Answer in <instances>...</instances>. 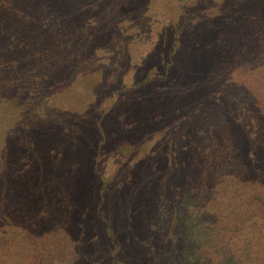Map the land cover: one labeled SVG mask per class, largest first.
<instances>
[{"label": "rangeland", "instance_id": "1", "mask_svg": "<svg viewBox=\"0 0 264 264\" xmlns=\"http://www.w3.org/2000/svg\"><path fill=\"white\" fill-rule=\"evenodd\" d=\"M82 4L93 13L89 12L80 26L71 24L67 13L74 9L56 6L51 0H0V26L25 31L27 36L33 33L37 41L59 46L58 50L53 48L50 59L53 66V61H58L55 72L59 80L50 81L47 88L39 76L32 78L34 81L18 79L20 83L27 81L19 85V90L26 91L25 86L33 85V95L39 98L36 106L46 109L28 117L30 110L17 108L10 100L5 104L0 101V264H34L27 253L32 248V232L41 233L40 239L47 244L52 240L50 227L64 220L78 226L75 247L80 261L75 264H157L159 258L158 263L165 264L172 251L173 229L161 240V246L166 247L164 255L158 256V251L153 255L150 246L157 249L160 242L154 239L151 244H143L146 235L138 220L146 214L143 203L155 201L165 169L181 171L182 165L175 148L158 146L161 133L156 128L149 130L145 120L148 114L138 111L137 104L143 97L135 90L137 82L146 73H160L172 49L179 45L186 56L197 54L199 42L200 54L215 33L225 30L221 21L229 13L235 15L229 21H239L246 31L247 42L242 49L259 62L258 66H264V0H84ZM135 9H139L136 19L131 16ZM189 21L195 28L186 27ZM203 23L211 27L212 34L203 30L199 33ZM71 28L78 29L74 30L76 34L70 32ZM181 30L187 37L182 42L178 36ZM73 38L88 44L80 56ZM144 39L149 43L144 44ZM239 48L233 45L226 53L238 57L235 62L226 56V63L213 78L218 86L213 87L211 95L227 108L226 97L230 103L232 96L243 90L237 101L232 99L233 111L226 114L224 110L223 117L248 128L264 121V79L255 62L247 63L246 56L236 55ZM68 53L76 61L60 63L64 55V60L69 58ZM78 66L81 72L75 78ZM229 70L237 77L231 76L228 85L225 76ZM123 87L127 90L120 94ZM248 95L250 103L246 101ZM101 130L105 133L102 142ZM224 179L227 177L219 178L220 203L211 204L216 218L226 235L232 237L234 250L246 259L245 264H264V210L259 200L246 199L243 194L248 190L253 195L264 193V188ZM103 180L113 181L116 195L107 192ZM101 190L105 198L111 194L110 205L115 210L112 218L111 209L106 204L103 207L111 224L108 236L100 220L97 228L89 221ZM110 240L115 243L110 245ZM136 247L140 248V258L135 261L136 253L130 248Z\"/></svg>", "mask_w": 264, "mask_h": 264}, {"label": "trees", "instance_id": "2", "mask_svg": "<svg viewBox=\"0 0 264 264\" xmlns=\"http://www.w3.org/2000/svg\"><path fill=\"white\" fill-rule=\"evenodd\" d=\"M82 2L84 0H51V3L56 6L66 5L67 8L74 9L75 13L73 10L67 11V13L71 15V24L79 23L80 26H82L83 20L90 15L89 12H92L89 6L83 5ZM138 11L139 9L133 10L131 16L133 15L136 19ZM245 14H249V12H245ZM195 15L196 13L193 16ZM231 16L234 19L235 15L229 13L226 20L221 21L224 27L226 26L225 30L218 34L215 33L209 46H205L200 54L199 42L197 54L189 53L184 56L185 54H182L183 46H177L172 49L165 60L160 73L152 72L150 75L146 73L143 79L137 82L136 86L138 87L135 88L143 97V101L137 104V109L148 114L145 119L150 124L148 129L155 130L156 128L157 132L161 133L158 146L161 147L165 144L173 147V150L175 148L176 155L182 165L181 171L177 168L165 169L167 171L164 173L165 176L160 178L161 183L159 182L160 187L156 190L155 201L151 204L143 203V212L146 211V214L140 215V221L137 219L146 235L142 243L151 244L154 239L160 242L157 249L150 246L153 255L157 254V251L158 256L164 255L166 247L161 246V240L164 241V237L169 236V231H173L172 251L165 264H245L246 261L242 258L240 251L234 250L232 247V237L226 235L224 226L216 218V212L211 206V204L220 203L219 178L238 179L243 184L248 182L249 185H253L256 183V188L259 187L258 185L264 188V121L255 122L250 125L251 128L250 126L247 128L241 123L225 120L223 117L225 112L228 114L233 111L232 99L237 101L240 94L243 95V90L232 96L235 91L233 90L230 103L226 97L227 108L220 106L211 95L213 87L218 86L217 82H213V78L217 76L220 65L226 63V56L234 58V61L238 57L226 55L233 49V45L240 46L239 49H236V55L246 56L244 58L247 63L253 61L252 63L255 62L257 66L259 63L255 58H250V54L246 50H243L247 42L245 40L246 31L240 27L239 21L236 23H233V19L229 21ZM196 17L198 18V15ZM185 25L195 28L192 21ZM199 28V33L203 30L212 34L211 27H208L206 23L200 24ZM75 29L77 28H71L70 32L76 34ZM182 32L181 30L178 35L181 42L187 38L185 32L183 34ZM32 34L27 36L25 31H11L6 26L5 28L0 26V101L5 104V100H10L9 103L15 104L17 108L30 110L31 112L26 115L28 117L45 107L36 106L35 101L39 98L36 99L33 95L36 91L33 90L32 84L25 86L26 91L19 90V85L38 76L47 88L50 81L53 83L59 80L55 72L58 61L56 59L53 61L54 66L50 61L53 58L51 52L55 51L53 48L58 50L59 46L37 41ZM82 40L81 38L72 39V43L77 44V56L85 52L88 45ZM87 42L90 43L88 39ZM143 42L144 44L149 43L148 39H144ZM90 48L92 49L91 46ZM49 52L50 55H46ZM28 53L29 55H27ZM198 54L201 56L200 58H197ZM67 55L69 58L66 57L64 60V55L60 63L66 60L76 61L74 55L70 56L72 55L70 53ZM44 57L47 65L44 61L41 62ZM152 58L154 57L152 56ZM85 60L88 62L89 59ZM222 67L224 66L222 65ZM258 68L262 69L264 79V66L259 65ZM79 70L80 66L76 69L75 78L79 76L81 72ZM231 76L234 74L230 70L226 72L225 79L228 85L232 83L233 77L231 78ZM19 78L27 79V81L20 83ZM240 79L242 78L240 77ZM12 87L17 90L16 93H12ZM126 90V87L121 88L120 94ZM17 93H20L19 97L14 96ZM147 97H151V99ZM246 101L250 103L252 98L248 95ZM45 102L46 100H44ZM241 107L243 106L241 105ZM143 124L146 128L145 122ZM165 131L167 133L164 134ZM102 132L101 130L99 134L100 142L103 141L104 132ZM163 164L165 165V160ZM93 178L95 179V177ZM104 184H107L105 186L107 192L117 194V188L113 189V181L104 182L103 180L102 185ZM225 184L228 185V183ZM170 185L173 186L172 190L169 188ZM251 193L252 191L248 190L243 194L246 195V199L259 200L264 210V193L258 192L254 195ZM97 195V202L89 215V221L97 228L100 220L103 224V233L108 236V228L111 227V224L106 220L108 214L103 207L106 204L111 209L112 218L115 217V210L112 211L110 205L112 200L105 198L103 190L99 191ZM121 196L124 199L127 197ZM86 198L88 197L86 196ZM123 200L121 202L125 203ZM17 212L16 210V216H18ZM84 225L87 224L84 223ZM77 229L76 223L69 220H64L60 225L54 223L49 229L52 240L47 244H44L40 239L41 233L36 232L34 235L31 230L29 246L32 245V248L29 249L31 252L27 251L28 258L30 257L29 259L34 264L77 263L80 261L77 258L78 251L75 247ZM114 243L115 241H111L110 245ZM131 248L130 252L136 253L134 256L136 261L137 256L138 259L140 258V248ZM159 259L156 260L157 264H159Z\"/></svg>", "mask_w": 264, "mask_h": 264}]
</instances>
